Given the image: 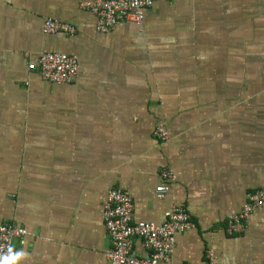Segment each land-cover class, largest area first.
Returning a JSON list of instances; mask_svg holds the SVG:
<instances>
[{"label":"crops","instance_id":"1","mask_svg":"<svg viewBox=\"0 0 264 264\" xmlns=\"http://www.w3.org/2000/svg\"><path fill=\"white\" fill-rule=\"evenodd\" d=\"M86 1L0 0V223L28 232L10 264H110L116 188L135 221L160 225L174 207L192 217L157 264H207L208 251L216 264H264V208L227 232L264 187V0H156L141 25L108 33ZM47 18L76 35H45ZM47 52L78 57L74 83L29 68ZM133 252L150 254L137 238Z\"/></svg>","mask_w":264,"mask_h":264},{"label":"built area","instance_id":"2","mask_svg":"<svg viewBox=\"0 0 264 264\" xmlns=\"http://www.w3.org/2000/svg\"><path fill=\"white\" fill-rule=\"evenodd\" d=\"M156 0H92L81 4L82 9L96 17L97 30L110 32L116 25L132 22L141 25L146 11ZM45 35L64 33L75 36L74 25L47 18L43 24ZM38 69L41 77L55 84L74 83L79 73V59L76 55L64 52H47L29 65ZM155 136L161 141L168 139L165 128L158 127ZM163 183L156 188L160 198L169 191L168 182L174 177L173 170L161 172ZM134 201L131 194L116 188L109 191L104 207V223L111 238L112 247L107 256L110 264H157L167 261L174 252L176 235L194 228L192 217L183 207H174L166 213L160 225L153 222L134 220ZM257 208H264V187L251 192L240 212L228 219V234H240L246 230L247 219ZM27 230L10 222L0 223V264H10L16 256L14 241L27 235ZM140 239L150 254L141 258L133 252V239ZM207 264H216L212 251H208Z\"/></svg>","mask_w":264,"mask_h":264}]
</instances>
